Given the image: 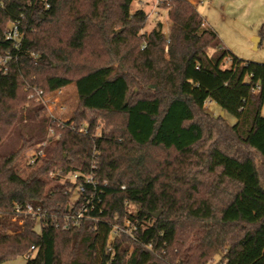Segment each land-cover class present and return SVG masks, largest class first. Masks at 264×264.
Returning a JSON list of instances; mask_svg holds the SVG:
<instances>
[{
  "label": "trees",
  "instance_id": "16d2710c",
  "mask_svg": "<svg viewBox=\"0 0 264 264\" xmlns=\"http://www.w3.org/2000/svg\"><path fill=\"white\" fill-rule=\"evenodd\" d=\"M133 1L0 0V147L23 141L0 150V264H207L222 251L219 264H264V63L234 55L190 0L160 4L169 35L160 21L142 32ZM69 85L64 124L30 97ZM76 174L95 184L64 228L82 179L61 177ZM17 205L39 214L21 224Z\"/></svg>",
  "mask_w": 264,
  "mask_h": 264
},
{
  "label": "rangeland",
  "instance_id": "374dc122",
  "mask_svg": "<svg viewBox=\"0 0 264 264\" xmlns=\"http://www.w3.org/2000/svg\"><path fill=\"white\" fill-rule=\"evenodd\" d=\"M190 1L195 4L199 14L207 21V23L216 29L227 48L233 50L230 45H233L234 47L236 46L241 49L242 53H247L250 55L249 57H245L237 54L243 59L264 63V41L260 46H258V48H255V43L253 41L255 37L259 36V30L264 21V0H217V2L215 0ZM162 2L163 0L133 1L131 5V10L133 12L137 9H143L148 14V19L142 32L151 31L157 25V22L160 21L163 23L164 32L169 35L171 21L168 16V11L160 5ZM230 62L231 61L228 60L226 66H230ZM32 89L33 90L30 97L34 98L37 102L43 103L46 106L47 115H49L51 118H61L63 121L58 119L60 123L64 124V121L68 120L66 113L69 110H73L77 105V90L75 85H69L65 88H61V92L58 93L55 91L53 93L43 94L42 97H38L37 94L40 89H37L36 87H33ZM57 95L59 96L60 102L58 104H54L53 101ZM61 105L66 106V112L63 113L61 111ZM28 106L29 102L25 105V107L27 108ZM207 110L214 116L221 114L222 111L220 106L212 101L207 103ZM262 114L264 115V107ZM223 116L232 124L236 122V118L229 113H225ZM26 132H28V127L25 129V133ZM52 133L53 128H48L47 136L52 135ZM45 145L46 141L38 144L35 147L26 148L24 150L21 163H23V165L25 163H33L36 155L40 154L42 151L37 150L38 147ZM22 146L23 141L20 139L18 140L17 135L13 134L2 144L0 150L6 152L13 148L19 149ZM60 174V171H51L49 176L54 178L60 176ZM67 178H70L73 181L75 180L72 176L64 175L61 177V181H65ZM77 196V192H75L71 199V204L68 206V210L73 207L75 201L78 199ZM73 211L77 212V209H74ZM129 225V222H126L125 225L118 224L115 226L114 230H118L119 232H130L125 227ZM8 233L12 234L13 232L9 230ZM223 253L224 252L222 251L221 254L217 255L207 264H219V258ZM16 260V264H20V262L26 264L27 262V259L24 257ZM7 264H10V262Z\"/></svg>",
  "mask_w": 264,
  "mask_h": 264
},
{
  "label": "built area",
  "instance_id": "2783aa9c",
  "mask_svg": "<svg viewBox=\"0 0 264 264\" xmlns=\"http://www.w3.org/2000/svg\"><path fill=\"white\" fill-rule=\"evenodd\" d=\"M200 1H204V0H200ZM48 5V4H47ZM5 38L9 41H11L15 47H19V45L21 44V40H22V33L20 31L19 25L17 23H13L11 22L9 24V26L7 27L6 33H5ZM1 61L3 63L7 62V57H3L1 59ZM61 92V89L57 90V93ZM38 97H42L43 94H45L42 90H40L39 92H37ZM54 104H58L60 102L59 96H55L54 98ZM52 108V107H50ZM61 111L64 113L66 112L67 108L64 105L60 106ZM53 119H59L62 120L61 118H56V117H52ZM63 121V120H62ZM67 120H65L64 122H66ZM84 128H81L80 131H84ZM74 177V181H80L77 186H76V190H77V195L78 198H80L83 193L86 191V183H91V184H95V180H94V175L92 174H84L83 177H80L79 175H74L72 176ZM78 200V199H77ZM74 206L71 208V212L67 215V219L66 222L62 225V227L64 228H68L71 224H75L78 222V220L84 215V212L87 211V207L85 204H80V208L76 211L74 210ZM32 214L33 216H37L39 214V211H34L33 208L31 206H27V208L25 209H21L20 206H16V213L14 214L13 220L14 221H19L21 224L24 222V218H21L23 215L26 217L27 215Z\"/></svg>",
  "mask_w": 264,
  "mask_h": 264
},
{
  "label": "crops",
  "instance_id": "0c3cea01",
  "mask_svg": "<svg viewBox=\"0 0 264 264\" xmlns=\"http://www.w3.org/2000/svg\"><path fill=\"white\" fill-rule=\"evenodd\" d=\"M216 2H217V0H215ZM214 1V2H215ZM192 2V1H191ZM223 8H224V5H223ZM207 22V21H206ZM264 22V21H263ZM219 34V33H218ZM223 41V40H222ZM224 46H225V44H224ZM232 48H233V50H231V49H229L234 55H236V56H238L239 58H241V59H243L242 57H240L239 55H241V56H245V57H249L250 55L249 54H247V53H242V51H241V49H239L238 47H234L233 45H230ZM226 47V46H225ZM227 48V47H226ZM237 54H239V55H237ZM245 60V59H244ZM19 258H21V257H19ZM18 258V259H19ZM17 260H15V261H8V262H10V264H16L17 262H16ZM8 262H5V263H3V264H7ZM20 264H23V262H20Z\"/></svg>",
  "mask_w": 264,
  "mask_h": 264
},
{
  "label": "water",
  "instance_id": "95a60500",
  "mask_svg": "<svg viewBox=\"0 0 264 264\" xmlns=\"http://www.w3.org/2000/svg\"><path fill=\"white\" fill-rule=\"evenodd\" d=\"M253 41L255 43V48H258L259 43L261 42V37L260 36H257V37L254 38ZM224 114H225V111L222 110L221 111V116H223ZM159 215H160V211H158L157 213H155V217H159Z\"/></svg>",
  "mask_w": 264,
  "mask_h": 264
}]
</instances>
